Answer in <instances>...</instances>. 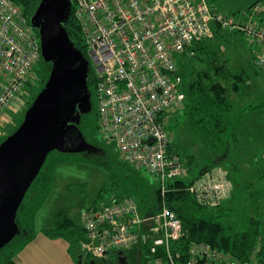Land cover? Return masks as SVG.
<instances>
[{
	"label": "built area",
	"instance_id": "obj_1",
	"mask_svg": "<svg viewBox=\"0 0 264 264\" xmlns=\"http://www.w3.org/2000/svg\"><path fill=\"white\" fill-rule=\"evenodd\" d=\"M71 2L87 60L93 64L98 127L103 138L115 142L125 161L160 176L162 183L183 176L185 170L177 159L165 157L166 135L157 124L159 113L185 99L179 89L177 55L210 38L212 26L217 24L255 38L263 49L255 64L264 68V26H241L233 18L211 13L205 0ZM39 58L38 34L27 15L12 0H0V117L21 95ZM189 191L204 193L214 205L228 190L224 182L206 178ZM164 192L161 188L162 196ZM82 223L88 238L80 249L92 259L134 248L144 264H180L172 242L181 238V224L164 204L156 214L140 218L134 203L126 199L83 213ZM198 258H204L206 264L225 261L221 253L203 244L190 248L187 264H198Z\"/></svg>",
	"mask_w": 264,
	"mask_h": 264
},
{
	"label": "rangeland",
	"instance_id": "obj_2",
	"mask_svg": "<svg viewBox=\"0 0 264 264\" xmlns=\"http://www.w3.org/2000/svg\"><path fill=\"white\" fill-rule=\"evenodd\" d=\"M31 1L32 7L28 10L30 26L31 18L40 4V0ZM205 1L223 16L233 15L236 19L251 20L253 25L262 26L260 20L262 21L264 18V0ZM256 1L259 4L256 3L252 7L253 9L258 5L256 12L251 9L244 15L243 12ZM33 29L39 35V29ZM244 33L245 31L233 30L232 32L227 29L205 43V45L209 44L217 56L220 55L221 61H226L227 69L231 73H239L243 69L247 71L244 77H248L249 91L254 93L250 99L246 97L248 91L246 92L243 88V93L235 95L236 97L233 94L229 95L232 105L229 108V115L233 119L241 116L247 120L246 134L242 135L244 140L239 142V147L248 149V158L244 156V153L239 155L230 153L224 162H221L222 167L229 171V179L235 187L233 196L225 199L223 216L220 221L229 231L235 233L246 230L249 226V219L258 217L261 222L260 231L264 251V181L256 184L252 189H246L244 186L247 178L253 174L251 171L254 169L252 161H260L264 152V108L260 109L263 107L260 102L264 100V90H261L264 87L256 83L251 73H248L251 68L241 47L243 44L245 45V41H253L252 44L255 41L250 37H244ZM223 37L227 40H223ZM38 43L40 45L39 36ZM202 57L206 61L210 60L207 55ZM41 60L36 62L32 68L27 79L28 83L24 86L21 95L3 111L0 117V145L18 130L34 98L44 87L48 76L44 75L45 82H42L41 75L44 65ZM178 62L177 72L181 85L190 80H197L201 75L198 71H202L203 74L206 70V65L202 60L194 57L178 58ZM88 64L92 68V62L89 61ZM262 92L263 94H261ZM250 100L254 101V109H257L254 113L243 110L251 108ZM96 113L95 86L91 84L89 87V108L81 114L78 127L85 143L91 145L92 149L73 153L53 151L47 156L42 165L41 174L27 191L16 212L15 221L19 233L11 244H7L0 250V264H6L4 257H8L10 254H12L15 264H77L75 251L68 253L71 263L67 256L63 257L64 249L75 246V242L71 244L63 239L49 241L46 236H40L42 235L41 229L52 225V214L59 210L68 213L69 217L78 223L84 209L91 207L97 200L106 201L111 195L130 196L136 202L141 214L149 211L156 204L158 178L145 170L134 169L122 158L115 142L103 138L100 133ZM207 113L209 112L207 111ZM209 118L210 116L205 114L204 108L193 111L185 108L179 110L168 122L169 133L182 162H185L188 155L194 158L193 163L188 167L187 179L189 181L199 177L201 175L199 173L203 169L210 168L215 163L218 164L216 159L225 156L227 152L226 143L221 141V138L204 137L202 128L207 122L208 126L212 125L213 120ZM211 140L213 144H211ZM232 150L234 151V149ZM251 156L253 158H250ZM256 156L258 157L254 158ZM234 158L239 160L238 169H233L231 166ZM181 166L184 165L181 164ZM209 170V175H207L210 181L214 179L216 172L221 173L217 168H215L216 171L213 168ZM81 184H84V189L80 194L68 192L65 189L67 185L78 188ZM103 188L104 190H102ZM227 190H229L228 187ZM216 192L218 191L213 190V193ZM231 194L230 190L227 195ZM21 232L22 234H20ZM31 240L33 241L31 242ZM55 249L60 250L59 254L56 251H50ZM129 251L133 252L131 248ZM134 252L136 253V251ZM109 260H115V255L110 254Z\"/></svg>",
	"mask_w": 264,
	"mask_h": 264
},
{
	"label": "trees",
	"instance_id": "obj_3",
	"mask_svg": "<svg viewBox=\"0 0 264 264\" xmlns=\"http://www.w3.org/2000/svg\"><path fill=\"white\" fill-rule=\"evenodd\" d=\"M15 4L19 5L24 14L28 17V10L32 7L31 0H12ZM207 3V2H206ZM258 3L253 2L243 14H247L252 9L253 5ZM259 4V3H258ZM209 9L211 13L217 14L218 11H215L209 4ZM221 14V13H219ZM222 15V14H221ZM223 16V15H222ZM225 18H233L237 20L241 26L245 24H252V21L236 19L235 16H223ZM253 25V24H252ZM256 28L259 26L253 25ZM65 32L67 33L73 46L78 49L84 57H86V45L84 43L80 28L76 23L73 17V7H71V12L68 20L62 25ZM213 35L210 38L203 39L199 42H195L191 45L189 51H193L192 54H188L189 51L178 54L176 57L177 67L179 65L178 58L182 57H194L206 65V70L201 73L200 77L194 81L184 82L183 85L179 84V89L184 92L185 99L178 106H168L161 113L157 119V124L163 129L166 135L165 141V157L170 161L173 157L177 159V162L185 170V174L176 178H166L162 183L160 176L152 174L158 178V185L156 188V204L151 207L147 212L140 213L139 208L136 202L128 195H111L106 201L102 199L95 201L91 207L84 209L80 216V222H74L65 211L59 210L54 213L51 217L52 225L49 228H44L40 232L50 239H63L68 243L75 242V246H69V251H75V254L78 256L82 255L84 260H91L92 258L83 256V253L80 249L81 243L86 241L88 238L86 229L82 223V215L85 212L92 210H100L120 203L126 199L131 200L136 206V212L140 218H144L148 215L156 214L160 207L164 204L167 208L174 212L176 217L179 219L181 224V238L172 242V250L176 251L179 254V263L187 264L188 251L193 245L203 244L208 246L210 249L216 250L221 253L224 257V264H264V251L262 236L260 231V219L256 217L255 219H249V226L246 230L242 232H231L228 228L220 221V218L223 216L222 211L224 209V202L226 198H231L234 193V184L229 179V171L222 167L221 162H224L226 157L231 153L232 149L234 151L239 150V141L238 136L242 132L246 134L245 127L238 126L237 120H234L230 114V94H241L242 90L245 88L246 92L249 91V84L246 77H244L243 72L231 73L227 69V64L224 61H221L217 56L216 52H213V49L206 43L208 40L214 39L217 35L226 31L227 29L221 28L217 24H213ZM262 27V26H261ZM231 31V30H230ZM242 32V30H239ZM233 32V31H232ZM238 34V33H237ZM244 37H250L257 42L252 36L246 35ZM241 35V34H240ZM39 36V35H38ZM259 43V42H257ZM260 44V43H259ZM262 47V45L260 44ZM211 48V49H210ZM263 51V49H262ZM261 51V52H262ZM261 53H259L260 55ZM209 56L210 60L206 61L202 56ZM258 55V56H259ZM42 59V60H41ZM39 60L42 61L44 67H42V82H45L44 75L47 77L49 75L51 64L43 60L40 54ZM38 60V61H39ZM37 61V62H38ZM35 65V64H34ZM33 65V67H34ZM256 65V64H255ZM32 67V68H33ZM256 69L263 70V67L256 65ZM32 71V69H31ZM30 71V73H31ZM197 72V73H198ZM29 73V74H30ZM29 76V75H28ZM28 79V77H27ZM26 79L25 85L28 83ZM91 84L95 86V78L92 74L91 68L88 70L87 85L88 89ZM264 105V102L262 103ZM185 108L197 110L200 108L205 109V114H208L213 120L212 125L208 126L207 124L202 128L204 132V137L206 138H221L226 143V153L225 156H220L216 159L218 164L211 165L210 168L203 169L199 174V177L193 178L191 181L187 179L188 177V167L193 163L194 158L191 155H188L185 158L183 163L180 154L177 151L176 145L173 141L172 136L168 130V122L177 114L179 110H184ZM248 109V108H247ZM170 111V112H169ZM207 111L209 113H207ZM229 111V112H228ZM97 115V113H96ZM209 118V119H210ZM98 124V116H97ZM99 128V127H98ZM243 129V130H241ZM237 136V137H234ZM112 141V140H111ZM114 142V141H113ZM211 144H213L211 140ZM117 147V146H116ZM241 151V150H240ZM53 152V151H52ZM50 152L49 154H51ZM58 152V151H57ZM60 153V152H58ZM48 154V155H49ZM242 154V153H241ZM258 156L254 157L257 158ZM248 158V157H247ZM250 158H253L252 156ZM231 162L233 169H238L239 160ZM264 152L262 153L260 161H252V166L254 169L252 175L247 178L245 181V188L252 189L256 184L264 181ZM129 163V162H128ZM181 163V164H180ZM130 164V163H129ZM136 170H144L143 168H136L130 164ZM215 168L218 169L220 174L216 172L214 174V179L212 181H222L227 184L228 191L226 192L225 197L220 199L216 204L212 205L210 197H207L204 193L190 192L189 187L196 184L199 185L202 179H209V169ZM42 167L38 172L37 176L31 183V185L38 179L39 174H41ZM146 171V170H145ZM147 172V171H146ZM205 173V174H204ZM208 174V175H207ZM201 178V179H200ZM219 180V181H218ZM30 185V187H31ZM29 187V188H30ZM28 188V190H29ZM161 188L165 190L164 196L161 195ZM264 188V187H263ZM65 189L68 192L82 193L84 189V184L79 185V187H73L72 185H67ZM27 190V191H28ZM104 190V188L102 189ZM232 194L229 196L227 193ZM27 193V192H26ZM26 195V194H25ZM101 195V194H100ZM25 197V196H24ZM22 204V203H21ZM142 212V211H141ZM22 234V232L20 233ZM13 240L9 243L11 244ZM134 249V248H132ZM121 251V250H120ZM126 251V250H125ZM112 252L106 254V257L102 259H92L96 262H107L109 261V255ZM76 256V258H77ZM6 264H14L13 256L10 254L8 257H4ZM141 263L144 264L143 259ZM198 264H206L204 258H198Z\"/></svg>",
	"mask_w": 264,
	"mask_h": 264
},
{
	"label": "water",
	"instance_id": "obj_4",
	"mask_svg": "<svg viewBox=\"0 0 264 264\" xmlns=\"http://www.w3.org/2000/svg\"><path fill=\"white\" fill-rule=\"evenodd\" d=\"M71 7V0H40L30 21L39 29L40 54L51 69L18 130L0 145V250L19 233L16 212L48 154L92 149L77 127L89 108V61L62 27ZM77 264L96 261L79 254Z\"/></svg>",
	"mask_w": 264,
	"mask_h": 264
},
{
	"label": "crops",
	"instance_id": "obj_5",
	"mask_svg": "<svg viewBox=\"0 0 264 264\" xmlns=\"http://www.w3.org/2000/svg\"><path fill=\"white\" fill-rule=\"evenodd\" d=\"M260 24H262V26H264V18H263V20L261 21L260 20ZM226 36V35H225ZM223 40H227V38H222ZM253 42V41H252ZM252 42L250 41V42H247V41H245L244 43H245V45L243 44L242 45V50H243V53H244V57H245V59L247 60L248 59V62H249V67L251 68V70L250 71H248V73L250 72L251 73V76H253L254 77V79H255V82L256 83H259V84H261L263 87H264V71L263 70H258V69H256L257 67H256V65H255V61L257 60V58H258V55H259V53H261V51H262V47L260 46V44L259 43H257L256 41L252 44ZM220 50V49H219ZM220 52H221V50H220ZM218 57H220V55H218ZM222 61H224V62H226L225 60H222ZM241 72H243L244 74L247 72L246 70H240ZM247 79H248V77H246ZM261 90H264V89H261ZM254 93H252V92H250V91H248L247 92V95H246V97H249L250 99H252V96H254L253 95ZM261 94H263V92L261 93ZM236 94H233V96H235ZM238 95V94H237ZM251 96V97H250ZM264 96V95H263ZM236 97V96H235ZM250 102H251V100H250ZM262 102H264V100L263 101H261L260 103L262 104ZM252 104V106H251V108H244L243 110H247V112H255L257 109H254V101H252L251 102ZM263 107L262 108H260L261 110H263V108H264V105H262ZM253 107V108H252ZM260 109H258V110H260ZM239 110V109H238ZM243 110H242V112H243ZM240 111V110H239ZM238 118V119H237ZM234 120H237V125L238 126H243V127H247L248 126V124H247V120L246 119H243V117H241V116H239V117H236V119H234ZM242 132L239 134V136H238V141L240 142V141H243L244 139H242ZM234 137H237V136H234ZM241 150V151H240ZM231 153H234L235 155H239V154H241V153H244V156H246V157H248V149H241V147H239V150L238 151H231ZM53 215V214H52ZM47 228H49V227H47ZM42 230V229H41ZM40 236H43V237H45L43 234L42 235H40ZM46 239L47 240H49V241H52V240H55V239H50V238H47L46 237ZM33 240H31V242H32ZM29 243V242H28ZM68 249V250H67ZM51 252H53V251H56L57 252V254H59V249H55V250H50ZM69 247H67V248H65L64 249V254H63V257H65V256H67L68 257V261L71 263V258H69ZM14 264H15V262H14Z\"/></svg>",
	"mask_w": 264,
	"mask_h": 264
},
{
	"label": "flooded vegetation",
	"instance_id": "obj_6",
	"mask_svg": "<svg viewBox=\"0 0 264 264\" xmlns=\"http://www.w3.org/2000/svg\"><path fill=\"white\" fill-rule=\"evenodd\" d=\"M89 68L90 67L88 64V70H89ZM80 119H79V123L81 121ZM78 126L79 125H77V127ZM78 129H79V127H78ZM118 253H119L118 251H114L111 253L112 255H115V260H109V261L104 262V263L103 262H96V264H120L121 261L124 262L125 264H142L140 255L136 254L134 251L133 252H130L129 250L123 251L122 256H119Z\"/></svg>",
	"mask_w": 264,
	"mask_h": 264
},
{
	"label": "bare ground",
	"instance_id": "obj_7",
	"mask_svg": "<svg viewBox=\"0 0 264 264\" xmlns=\"http://www.w3.org/2000/svg\"><path fill=\"white\" fill-rule=\"evenodd\" d=\"M89 67L91 68V66H90V65H89ZM91 70H92V72H93V66H92Z\"/></svg>",
	"mask_w": 264,
	"mask_h": 264
}]
</instances>
